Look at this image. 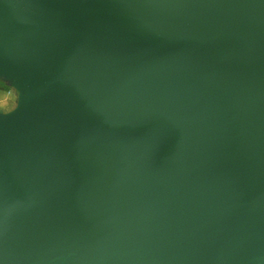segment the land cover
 <instances>
[{
    "label": "water",
    "instance_id": "obj_1",
    "mask_svg": "<svg viewBox=\"0 0 264 264\" xmlns=\"http://www.w3.org/2000/svg\"><path fill=\"white\" fill-rule=\"evenodd\" d=\"M0 72V264L264 256V0H0Z\"/></svg>",
    "mask_w": 264,
    "mask_h": 264
},
{
    "label": "rangeland",
    "instance_id": "obj_2",
    "mask_svg": "<svg viewBox=\"0 0 264 264\" xmlns=\"http://www.w3.org/2000/svg\"><path fill=\"white\" fill-rule=\"evenodd\" d=\"M18 76H12L0 72V112L13 111L20 98V92L16 86Z\"/></svg>",
    "mask_w": 264,
    "mask_h": 264
},
{
    "label": "clouds",
    "instance_id": "obj_3",
    "mask_svg": "<svg viewBox=\"0 0 264 264\" xmlns=\"http://www.w3.org/2000/svg\"><path fill=\"white\" fill-rule=\"evenodd\" d=\"M264 264V256L254 257L253 264Z\"/></svg>",
    "mask_w": 264,
    "mask_h": 264
}]
</instances>
